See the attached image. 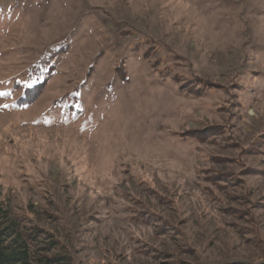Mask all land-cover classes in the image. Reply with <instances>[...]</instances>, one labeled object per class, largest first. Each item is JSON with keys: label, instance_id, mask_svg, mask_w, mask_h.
<instances>
[{"label": "rangeland", "instance_id": "1", "mask_svg": "<svg viewBox=\"0 0 264 264\" xmlns=\"http://www.w3.org/2000/svg\"><path fill=\"white\" fill-rule=\"evenodd\" d=\"M0 201L69 264H264V0H0Z\"/></svg>", "mask_w": 264, "mask_h": 264}, {"label": "trees", "instance_id": "2", "mask_svg": "<svg viewBox=\"0 0 264 264\" xmlns=\"http://www.w3.org/2000/svg\"><path fill=\"white\" fill-rule=\"evenodd\" d=\"M7 202L0 201V264H69L52 240L43 241L34 228L12 217Z\"/></svg>", "mask_w": 264, "mask_h": 264}, {"label": "snow or ice", "instance_id": "3", "mask_svg": "<svg viewBox=\"0 0 264 264\" xmlns=\"http://www.w3.org/2000/svg\"><path fill=\"white\" fill-rule=\"evenodd\" d=\"M4 107H7V105H4Z\"/></svg>", "mask_w": 264, "mask_h": 264}]
</instances>
